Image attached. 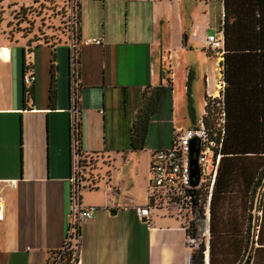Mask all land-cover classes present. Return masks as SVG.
<instances>
[{"label": "crops", "instance_id": "0c3cea01", "mask_svg": "<svg viewBox=\"0 0 264 264\" xmlns=\"http://www.w3.org/2000/svg\"><path fill=\"white\" fill-rule=\"evenodd\" d=\"M210 1L222 5V18V0ZM78 3L80 144L93 159L83 170L85 183L91 185L82 191L81 203L97 209L81 225L77 264H190L194 247L184 223L155 209L146 222L134 207L147 204L152 152L169 147L175 129L190 127L197 118L194 81L197 91L201 86V106L205 75L216 94L218 59L206 47V36L216 34L210 32V19L203 26L193 25L192 18L185 22L182 0ZM94 38L102 43H86ZM197 45L204 64L215 58L214 73L205 65L197 75L183 58L185 50ZM53 52L57 84L51 105ZM69 58L68 42L0 45V264H45L67 237ZM28 62L35 74L30 96L23 83ZM159 85L167 91L149 120L143 148L132 150L131 129L143 91ZM206 259L209 262V250Z\"/></svg>", "mask_w": 264, "mask_h": 264}, {"label": "trees", "instance_id": "16d2710c", "mask_svg": "<svg viewBox=\"0 0 264 264\" xmlns=\"http://www.w3.org/2000/svg\"><path fill=\"white\" fill-rule=\"evenodd\" d=\"M222 4L220 64L225 82L226 135L210 202L208 264H264V0H222ZM78 7L77 2V13ZM69 39L70 33L66 42ZM54 56L53 52L51 105L57 84ZM31 88H25V95H32ZM166 91L162 85L144 89L143 103L131 129L132 150L143 148L149 120ZM78 124L80 139V121ZM84 157L85 168L93 165L91 156ZM257 196L260 216L253 213ZM187 234L195 238V228L187 229ZM70 236L67 233L62 246L49 253L45 264H72L73 258L78 260ZM205 247L204 242L192 250L190 264H205Z\"/></svg>", "mask_w": 264, "mask_h": 264}, {"label": "built area", "instance_id": "2783aa9c", "mask_svg": "<svg viewBox=\"0 0 264 264\" xmlns=\"http://www.w3.org/2000/svg\"><path fill=\"white\" fill-rule=\"evenodd\" d=\"M78 0H71L70 14V162H71V211L69 216L68 233L71 235V246L75 248L74 256L78 252L80 242V228L85 220L91 219L96 207H85L81 203L82 191L89 186L85 183L84 155L78 135L80 121L78 80V50L80 40L76 37L78 25ZM212 34L206 36V47L218 59L217 76L214 81V94L208 88V76L205 75V96L202 102L201 115L190 127H179L174 131L172 143L167 148H160L152 152L149 163V181L147 190V204L135 206L136 215L146 222L150 221L152 209L163 210L171 216L178 217L188 228L191 220L196 218L203 226L204 232H209L210 202L214 192L216 179L222 158V148L226 135V118L223 90L225 82L222 77L223 35ZM86 43L101 44L102 39H87ZM27 63L23 74V83L31 87L35 81V74ZM102 112V110H101ZM197 150L193 154L196 158L197 171L192 175L190 162L191 148ZM197 177V183L193 180ZM15 186V182H11ZM1 194V188H0ZM1 198V196H0ZM1 217V216H0ZM203 232V234H204ZM205 246L208 248L205 241ZM58 261L55 263L57 264ZM74 258L72 264H77Z\"/></svg>", "mask_w": 264, "mask_h": 264}, {"label": "rangeland", "instance_id": "374dc122", "mask_svg": "<svg viewBox=\"0 0 264 264\" xmlns=\"http://www.w3.org/2000/svg\"><path fill=\"white\" fill-rule=\"evenodd\" d=\"M71 8V0H0V45L8 46V44L23 43L33 46L41 43L66 42L70 33ZM221 8L222 5L215 1L182 0L181 13L185 22L190 23L192 18L191 23L199 26H203L209 17L210 32L219 36L220 33L217 28H219L221 19ZM191 25L189 24L190 27ZM184 35L187 36L186 31H184ZM190 45L188 44V49ZM188 49L184 51L183 58L187 57L190 60L189 62L194 65L197 75H200V69L204 68L205 65L211 66L213 72L214 57L207 59L204 64L202 47L197 45L196 49ZM185 88H187V83ZM193 91V106L198 118L202 112V91L201 86L197 91L196 81H194ZM195 97H199V100H196ZM259 199L260 197L257 196L253 209V213L257 216L261 214L258 210ZM198 219L191 220L187 228H195L196 230L195 238L190 237L189 239V244L194 248H198L205 241L207 243L209 239L205 235L202 224L198 223ZM206 250L207 246L205 247ZM53 256L54 254H51L50 259Z\"/></svg>", "mask_w": 264, "mask_h": 264}, {"label": "water", "instance_id": "95a60500", "mask_svg": "<svg viewBox=\"0 0 264 264\" xmlns=\"http://www.w3.org/2000/svg\"><path fill=\"white\" fill-rule=\"evenodd\" d=\"M187 41V36L184 35V43H186ZM197 153V150L193 149V147L191 148V152H190V162L192 165V175H194L197 171V166H196V158L193 157V154ZM197 183V177L193 180V184ZM204 262L205 264H208V261L205 259V252H204Z\"/></svg>", "mask_w": 264, "mask_h": 264}, {"label": "bare ground", "instance_id": "6f19581e", "mask_svg": "<svg viewBox=\"0 0 264 264\" xmlns=\"http://www.w3.org/2000/svg\"><path fill=\"white\" fill-rule=\"evenodd\" d=\"M208 232H207V230L205 231V235L207 234ZM207 236V235H206ZM209 240V239H208ZM207 250H209V245H208V248H207ZM207 250H206V252H207ZM206 252H205V259H206ZM207 260V259H206Z\"/></svg>", "mask_w": 264, "mask_h": 264}]
</instances>
